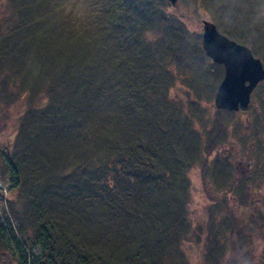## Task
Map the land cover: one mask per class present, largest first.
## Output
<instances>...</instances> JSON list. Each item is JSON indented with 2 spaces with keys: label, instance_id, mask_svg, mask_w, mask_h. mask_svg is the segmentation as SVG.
Masks as SVG:
<instances>
[{
  "label": "trees",
  "instance_id": "trees-1",
  "mask_svg": "<svg viewBox=\"0 0 264 264\" xmlns=\"http://www.w3.org/2000/svg\"><path fill=\"white\" fill-rule=\"evenodd\" d=\"M190 1L197 9L209 13L219 30V17L226 19L222 23H232L241 14L236 7L238 3L220 13L218 0ZM244 1L251 11L260 8L259 0ZM1 5L4 8L7 5L11 23L3 17L0 33L9 28L8 25L12 28L10 32L19 25H27V38L35 40L39 37L34 35L41 33L37 32L38 24H31L32 19L38 15L47 21L56 2L0 0ZM96 6L99 9L93 22L86 25L90 34L76 33L79 40L64 42L69 49L68 56L60 54L46 64L44 75L39 77L44 81L42 87L37 88L40 86L38 77L23 79L27 63L21 60L13 64L11 60L15 58H5L0 39V103L8 110L10 106L16 107L11 111L16 118L12 123L13 139L7 151L0 150V160L5 158L6 172L14 181L13 192L17 200H24L28 212V215L23 213L22 218L16 215L18 223H24L17 230L29 249H41L36 264H186L181 244L190 229L185 208L182 211L187 185H179L178 191L172 192L176 199L180 192L185 196L180 211L174 210L172 215L165 212L160 217L149 216L146 205L150 204V195L156 202L155 194L169 192L183 173L178 167L190 166L193 156L197 161L195 151L201 153V147L206 148L215 140L210 131H206V139L199 141L195 154L186 151L190 156L184 158L171 144L157 138L154 129H132L133 111L137 112L139 106L130 103L125 109L124 104H118L117 83L111 75L114 69L124 66L125 85L131 84L132 93L143 90L153 99L160 98L162 120L157 123H161L170 136H183L185 133L180 127L184 122L177 119L179 106L169 99L171 83L165 85L156 80L168 73L159 64L155 65L156 56L169 47L163 43L165 39L187 36L195 39V45L184 47V39H180L178 51H186L192 61L195 54L206 58L201 36L191 35L181 16L169 11L166 0H96ZM112 37L120 39L119 43L108 42ZM34 46L33 42L25 44L13 57L22 52L29 55ZM41 47L43 53L50 50L47 45ZM151 48L157 52L155 57L149 56ZM173 57L177 66L184 65L194 79L201 81L208 77L209 80L212 72L207 68L209 64L196 63L193 68V63L180 64V55ZM89 58H94L95 64L90 63ZM101 64H110L107 73L114 80L116 108L108 105V97L100 91L105 88L102 85L107 69ZM216 66L222 76V67ZM51 68L54 73H50ZM93 76L100 80V89L88 86L95 81ZM187 83L195 85V82ZM195 91H203V87L196 83ZM124 95L128 99V92ZM169 106L172 107L171 120L163 114ZM102 107L107 109L106 115L101 114ZM8 110L3 113L5 118ZM189 112L193 113V109ZM168 146L171 150L166 153ZM259 159L257 157L253 169L264 184V161ZM10 211L13 213L12 206ZM255 219L256 224L253 221L249 226L233 224L232 229L222 228L227 235L222 239L224 244L214 248L216 260L232 253L235 256L231 264H241V246L264 233L257 227L264 222L262 216ZM253 233L256 234L252 236ZM0 237V248L7 249L1 242L3 236ZM0 253L1 257L3 251ZM16 262L28 264L25 251Z\"/></svg>",
  "mask_w": 264,
  "mask_h": 264
},
{
  "label": "rangeland",
  "instance_id": "rangeland-1",
  "mask_svg": "<svg viewBox=\"0 0 264 264\" xmlns=\"http://www.w3.org/2000/svg\"><path fill=\"white\" fill-rule=\"evenodd\" d=\"M53 1L56 2L55 10L51 12L50 18L47 21L41 20L38 15L32 19V25L35 23L39 25L37 32L41 33L42 36L37 33L34 35L35 38L37 36L39 38L35 40H29L27 38V25H19L13 28L12 32H10L12 28L8 25L9 28H4L0 33V36L4 35L0 38L2 40V54L6 53L5 58H15V60H11L13 64H19L21 60H25L27 66L24 70L25 74L23 79L26 80L28 77H38L40 86L37 88L44 85L43 79L40 80L39 77L44 75L46 64L49 61L53 62V59L60 54L67 58L69 49L64 45V42H75L79 40L76 33L90 34L86 29V25L93 22L95 14L99 9V6H96V0ZM190 2V0H178L177 5L175 7L169 5L170 10H168L174 12V14L179 17L181 16L180 18L184 22L186 28L192 31L191 35L201 36L202 20L210 21L214 23V25H218L216 21L211 18L209 13L202 9H197L196 5L190 4ZM218 5L221 7L219 12L222 13L223 10L227 11L229 8H232V6H235V0H218ZM237 7L240 8L239 12L241 14L239 15L242 16L245 11L248 16L247 20L250 21V23L247 22V24H245V26L247 25L249 27V32L245 30L246 33L240 35V38L242 40H248L249 46L247 48L250 49L255 58L260 59L264 68V28L261 26V15L258 13L257 9L251 11L240 0H238ZM6 9L7 5H5V8L3 5L0 6V24H3V17L11 23L9 13H7ZM218 19L222 25H229L228 22L222 23V21L226 20L225 18L219 17ZM238 21L245 22V20L240 19H238ZM180 39H184V47L188 45L193 46L196 43L194 38H189L187 36L170 40L165 39L163 43H167L169 47L165 48L159 55L154 48H151L149 56L155 57L157 53V63L155 65L159 64V67L168 72L163 78H157L156 80L165 85L171 83L169 99L173 102H177L176 104L179 106L178 114L180 115L177 119L184 122V125L180 127L182 132L185 133L183 136H179V134H177L178 138L174 135L170 136V132L167 131L166 128H163L161 123H157L162 120V114L159 113L161 106L160 98L153 99L149 96L147 91L143 90L132 93L131 84L125 85L123 75L126 68L124 66L120 69H114V73H112L111 77H113L117 83V92L119 93L117 99L118 104L120 106L124 104L125 109L130 103L135 107L139 106L137 112L133 111V118L135 120L131 125L132 129H154L157 138L164 140L167 144H171V147L176 150V152H179L182 157L184 156V158L190 156L186 151H193L192 155H194L195 152L198 154L199 159L195 161V156H193L190 166L187 167L185 164V166L178 167V171H183V173L181 176H178L180 179H177L178 182L176 184H171L172 189L169 192L155 194L157 199L156 202L155 199L152 198L153 196L150 195V198H148L150 204L146 205L147 215L160 217L164 215L165 212L172 215L174 212L180 211L185 196L180 192L176 199L172 192H177L179 185L183 187L184 184L187 185L186 202L182 211H184L185 208V219L188 220L190 229L188 231L189 227L187 226L188 233L186 232V238L182 240L181 244L186 257V264H231V260L234 258L233 256H235L232 253L223 255L217 260L213 255L215 251L214 248H216L218 244H224L222 239L227 234L222 232V228L232 229L233 226L231 225L233 224L239 227L242 225L249 226L253 221V224H256L255 216L258 218V215L261 216V213L264 214V184L261 183L263 179L259 178L257 171L253 169L257 157L260 158V161H264V81L259 83L254 89L248 108L240 109L238 112L231 114L218 111L214 108L213 99L216 89L223 78V72L221 76L219 67L200 54H195L194 61H192L186 51L179 52ZM119 41L120 39L115 40L114 37L108 39L110 43H119ZM32 42L35 46L32 47L29 55L22 52L13 57L17 49H23L25 44L28 46ZM44 45L50 47V50L43 53L41 52L43 49L41 46ZM100 48H103V46ZM167 49H171L172 52ZM118 54L121 57V53ZM172 55L175 57L176 55H180V64L193 63L191 66L193 68H196V63H199V65L209 64L210 66H207V68L212 71L209 80L208 77L207 79L204 77L201 81L194 79L190 76L191 73L189 74V72L184 69V65H180V68L177 66ZM51 57L53 58L51 59ZM89 62L95 64V59L89 58ZM101 66H107L102 85L105 88L100 89L102 87L99 86L100 80L98 78L95 80L94 76L95 81L88 84V86L93 88V90L96 88L100 89L104 97H108V105L116 108L114 80L110 79L107 73L110 69V64H101ZM94 67H97V65H94ZM159 67H155V70H157V68L159 69ZM30 70H32V72H30ZM198 70L201 71L202 69L200 68ZM50 73H54L52 68L50 69ZM192 74H194V72H192ZM186 81L195 82V85L198 83L203 87V91H195V85L187 83ZM51 88H55V86H51ZM125 92H128V95H126L128 99L124 95ZM194 92H197V96H200L196 97ZM163 93L167 95L165 91H163ZM194 96L196 98H194ZM127 100H130V102H126ZM15 108L10 106L8 110L6 106L0 103L1 151H7L10 146L9 143L13 139L15 129L12 123L13 119L15 120L16 118L11 111H14ZM190 108L193 109V113L189 112ZM5 110H8L7 118L3 115ZM171 110L172 107L169 106L166 112H163L165 118L168 117L169 120L172 119L169 117ZM105 111L106 113L108 112L106 108L104 109L102 107L101 114L106 115L104 114ZM184 117L186 119H183ZM206 131H210L215 141H212L206 148L203 147L204 149L201 147V153L199 151L194 152L198 147L199 141L201 142L202 138L206 139ZM225 147L229 148L230 151L228 150V153H230L231 156H222L223 154L219 152ZM180 148L185 151L181 152ZM209 149H211L210 153ZM170 150L171 148L168 146L166 153H169ZM238 161L239 169L235 170L234 165L237 166L236 163ZM6 168L4 158L3 161L0 160V235L3 236L1 242L7 246V249L3 247V249L0 248V252L3 251L0 257V264H10L9 261H11L12 264H16V259L22 254V251L26 253L28 264H36L41 257L42 251L39 247L29 249V245L26 244L24 238L21 237V234L17 230V227L19 225L24 226V223H18V216L16 215L22 218L23 213L28 215V212L25 209L24 200H17L18 196L13 192L14 181L11 175L6 172ZM262 168L263 172L264 164H262ZM168 169L169 166L166 170ZM232 174H234L235 177H242V175L250 177V180H247L249 181L248 184H242V188L240 189L248 191L252 186V191L260 193L258 195L253 194L255 196L254 198L257 200L253 207L249 205L248 208H237L236 205L233 204V198L236 196L233 191L236 180L233 179L234 175ZM239 183L243 182L239 181ZM118 185L120 186L121 184L119 183ZM141 200L144 201V199ZM233 205L236 208L235 212L232 210ZM11 206L13 208V213L10 211ZM166 226H169V224ZM257 227L264 230L262 225ZM255 234L256 233H253L252 236ZM262 235H264V233ZM262 235H258V237L248 241L247 245L244 244L241 246V254L243 253V255L240 254L239 256L241 264H250L249 261H257V256L259 258L260 255H264V237ZM258 264H263V262H259Z\"/></svg>",
  "mask_w": 264,
  "mask_h": 264
},
{
  "label": "water",
  "instance_id": "water-1",
  "mask_svg": "<svg viewBox=\"0 0 264 264\" xmlns=\"http://www.w3.org/2000/svg\"><path fill=\"white\" fill-rule=\"evenodd\" d=\"M171 7L178 0H167ZM201 48L212 63L223 67V79L218 85L214 108L226 112L246 109L257 85L264 81V68L246 46L220 34L214 23L202 21Z\"/></svg>",
  "mask_w": 264,
  "mask_h": 264
},
{
  "label": "flooded vegetation",
  "instance_id": "flooded-vegetation-1",
  "mask_svg": "<svg viewBox=\"0 0 264 264\" xmlns=\"http://www.w3.org/2000/svg\"><path fill=\"white\" fill-rule=\"evenodd\" d=\"M240 1H242L243 3L245 2L244 0H240ZM259 2H260L259 3L260 4V8H258L257 10H258V13L261 15V26H262V28H264V0H259ZM236 3H238V0H235V4ZM238 19L245 20V22L244 21H238ZM247 19H248V16H247L246 12L244 11L243 12V15L240 16V17H236L235 20L232 23L231 22H228L229 25H222L220 23V30L217 29V27H216V29H217V31L220 34H222L223 36L229 38L230 40L234 41L235 43L248 47L249 46L248 40L246 41V40H242L240 38V35H242L243 33H246L247 30L249 32V27L247 25L245 26V24H247V22L250 23V21L247 20ZM201 28H202V24H201ZM228 150H229V148L228 147H225L222 151H219V152L221 154H223L222 156H231V154L228 153L230 150L229 151ZM238 164H239V161L236 163L237 166L234 165V169L235 170H238L239 169V165ZM232 175H234V174H232ZM249 178L250 177L247 176V175H242V177L241 176L235 177V175L233 176V179L236 180V182H235V188L233 190L235 192L236 196L233 198L234 199V203L233 204H235L237 208H240V207H242V208H248L249 205L251 207H253L254 204H255V202L257 201L254 198L255 196L253 194H256V195L260 194L257 191H252V186L249 188L248 191L245 190V189H240V188H242V186H241L242 184H245V185L248 184L249 181H247V180H250ZM259 178H260V175H259ZM239 181H241L243 183H239ZM244 196H245L246 199L244 198ZM263 203H262V205H263ZM235 209L236 208L233 205L232 206L233 212H235ZM261 216H262V218L264 220V214L261 213ZM261 225L264 227V222H262ZM242 226H244V225H242ZM255 240H257V239H255ZM250 248H251V246H250ZM257 259L258 260L257 261H254V262L249 261L250 264H258L259 262H263V264H264V255L263 256L260 255L259 258L257 256Z\"/></svg>",
  "mask_w": 264,
  "mask_h": 264
}]
</instances>
